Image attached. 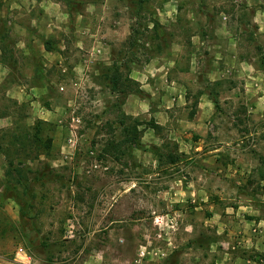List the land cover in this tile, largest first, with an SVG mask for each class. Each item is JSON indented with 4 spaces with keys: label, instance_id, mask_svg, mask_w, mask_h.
<instances>
[{
    "label": "rangeland",
    "instance_id": "rangeland-1",
    "mask_svg": "<svg viewBox=\"0 0 264 264\" xmlns=\"http://www.w3.org/2000/svg\"><path fill=\"white\" fill-rule=\"evenodd\" d=\"M261 253L264 0H0V264Z\"/></svg>",
    "mask_w": 264,
    "mask_h": 264
},
{
    "label": "trees",
    "instance_id": "trees-1",
    "mask_svg": "<svg viewBox=\"0 0 264 264\" xmlns=\"http://www.w3.org/2000/svg\"><path fill=\"white\" fill-rule=\"evenodd\" d=\"M62 1L67 3V4L72 3V0H62ZM106 77H107L108 85H110V87L114 91L118 92L119 94H127L130 91L131 86L123 80V78L119 72L118 66L113 67V71H111L109 74H107ZM214 102H216V100H214ZM148 125H149V127H151L154 130L159 129V127H160L158 125V123H156L154 121V119H152V118L148 121ZM133 128L136 129V127H132L130 129H128V131H136ZM40 131H41V128L38 127V125H37V127L35 128V133H36V137L38 139H40V136H39ZM128 134H130V132H128ZM48 144H50V140H48ZM259 256L264 261V253L259 254Z\"/></svg>",
    "mask_w": 264,
    "mask_h": 264
},
{
    "label": "built area",
    "instance_id": "built-area-1",
    "mask_svg": "<svg viewBox=\"0 0 264 264\" xmlns=\"http://www.w3.org/2000/svg\"><path fill=\"white\" fill-rule=\"evenodd\" d=\"M17 256H18V259H20L22 261L30 258V256L26 253V251L23 250L22 248L18 249Z\"/></svg>",
    "mask_w": 264,
    "mask_h": 264
},
{
    "label": "crops",
    "instance_id": "crops-1",
    "mask_svg": "<svg viewBox=\"0 0 264 264\" xmlns=\"http://www.w3.org/2000/svg\"><path fill=\"white\" fill-rule=\"evenodd\" d=\"M259 264H261V263H259Z\"/></svg>",
    "mask_w": 264,
    "mask_h": 264
}]
</instances>
